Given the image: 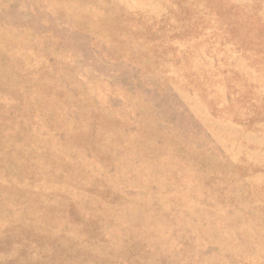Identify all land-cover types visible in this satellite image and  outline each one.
<instances>
[{"label":"rangeland","instance_id":"1","mask_svg":"<svg viewBox=\"0 0 264 264\" xmlns=\"http://www.w3.org/2000/svg\"><path fill=\"white\" fill-rule=\"evenodd\" d=\"M0 264H264V0H0Z\"/></svg>","mask_w":264,"mask_h":264}]
</instances>
